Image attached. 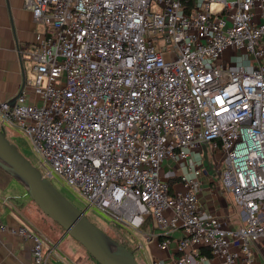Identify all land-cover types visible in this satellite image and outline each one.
Segmentation results:
<instances>
[{"label": "built area", "instance_id": "obj_1", "mask_svg": "<svg viewBox=\"0 0 264 264\" xmlns=\"http://www.w3.org/2000/svg\"><path fill=\"white\" fill-rule=\"evenodd\" d=\"M46 27L28 52L34 78L0 127L21 128L43 175L58 176L101 211L178 255L155 264H256L264 240V0H24ZM34 100L29 98V90ZM212 143L245 225L203 216L201 169L180 188L166 159ZM32 242L36 229L9 228ZM208 249L211 256L202 253Z\"/></svg>", "mask_w": 264, "mask_h": 264}, {"label": "crops", "instance_id": "obj_2", "mask_svg": "<svg viewBox=\"0 0 264 264\" xmlns=\"http://www.w3.org/2000/svg\"><path fill=\"white\" fill-rule=\"evenodd\" d=\"M45 30V25L36 21L33 12L25 7L24 0H0V101H11L23 91L25 82L34 78L33 62L28 52L36 43L37 35ZM34 97L30 91L29 98L34 100ZM225 164L222 152L212 143H205L192 149L189 159H166L162 176L174 188H180L182 175L194 177L193 169H201L198 178L201 182L199 203L202 215L219 217L226 226L239 228L245 225V221L232 192L223 182ZM0 177V218L10 229L24 226L35 230L32 224L36 221L45 222L51 229L57 228L49 222L52 219L38 207L24 185L10 175L0 174ZM148 227L138 233L149 242L147 247L151 250L148 252L152 263L173 261L179 254L178 240L183 231L174 232L170 246L161 248L157 241L147 238ZM64 238L61 235L48 241L46 264H89L85 248L75 242L63 243ZM143 246L140 243V247ZM31 247L29 238L12 231H0V264H32ZM255 249L256 264H264V240Z\"/></svg>", "mask_w": 264, "mask_h": 264}, {"label": "water", "instance_id": "obj_3", "mask_svg": "<svg viewBox=\"0 0 264 264\" xmlns=\"http://www.w3.org/2000/svg\"><path fill=\"white\" fill-rule=\"evenodd\" d=\"M22 92V91H21ZM21 92L8 103L13 106ZM0 167L17 179L39 208L79 241L99 264H140L134 251L111 238L43 175L0 127Z\"/></svg>", "mask_w": 264, "mask_h": 264}, {"label": "rangeland", "instance_id": "obj_4", "mask_svg": "<svg viewBox=\"0 0 264 264\" xmlns=\"http://www.w3.org/2000/svg\"><path fill=\"white\" fill-rule=\"evenodd\" d=\"M5 126H6L7 136L10 138L12 142L18 145L21 152L25 156H27L34 164L39 163V157L33 148L31 139L27 135H25L23 130L16 126H12L10 124H5ZM0 174L10 175L8 172H6L1 167H0ZM51 180L54 183V185L58 187L60 191L69 200H71L77 207H79L82 210H86V214L88 215V217L94 223L100 226L111 238L118 241L119 243H121V240L127 243L129 247L134 250L136 259L138 260L140 264H153L151 256L149 254L151 250L147 247L148 246L147 244L149 242L146 240L143 234L134 232L133 230L129 229L128 227L124 225L117 226V223L113 222L112 218L109 215L101 211H98L96 209L88 208V202L86 201V199L81 194H79L78 192L73 190L71 187H69L67 184H65L64 181L60 179L58 176H53ZM0 181H2L1 177H0ZM238 207L240 208L239 211L241 215L242 209L239 205ZM49 222L52 223L55 227H57L56 228L57 230L51 229L43 221H36L35 223L32 224V226L38 232H40L45 238V240L47 241L51 239L55 240L59 238L61 235H63L65 236L63 243H71V242L74 243L75 242L77 243V245H80V246L82 245L79 241H77L71 235L65 234V230L56 221L49 220ZM148 229H149L148 232L150 233L151 227H148ZM140 243L143 244L144 246L140 247ZM85 251H86V258H87L86 261H88L89 264H99L98 261L87 251L86 248H85Z\"/></svg>", "mask_w": 264, "mask_h": 264}, {"label": "trees", "instance_id": "obj_5", "mask_svg": "<svg viewBox=\"0 0 264 264\" xmlns=\"http://www.w3.org/2000/svg\"><path fill=\"white\" fill-rule=\"evenodd\" d=\"M170 184L172 185V183L170 182ZM39 207V206H38ZM44 213V212H43ZM45 214V213H44ZM46 215V214H45ZM47 216V215H46ZM51 219V218H50ZM117 226H118V224H117ZM63 228V227H62ZM121 243L123 244V245H125L126 247H128L130 250H132V251H134L132 248H130L129 247V245L127 244V243H125L123 240H121ZM202 253L203 254H207V255H209V256H211V252H210V250H208V249H202Z\"/></svg>", "mask_w": 264, "mask_h": 264}]
</instances>
